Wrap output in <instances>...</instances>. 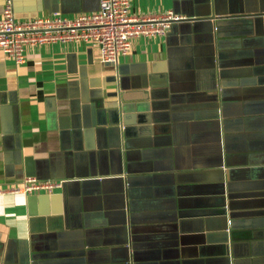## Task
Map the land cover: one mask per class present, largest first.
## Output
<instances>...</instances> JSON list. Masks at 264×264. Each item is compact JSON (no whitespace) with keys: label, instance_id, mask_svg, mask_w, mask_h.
Wrapping results in <instances>:
<instances>
[{"label":"crops","instance_id":"1","mask_svg":"<svg viewBox=\"0 0 264 264\" xmlns=\"http://www.w3.org/2000/svg\"><path fill=\"white\" fill-rule=\"evenodd\" d=\"M11 2L19 20L99 8ZM215 9L130 0L132 17L188 20L115 64L92 42L27 48L21 65L0 52V264H264V16ZM142 78L168 97L139 100ZM30 178L63 184L11 190Z\"/></svg>","mask_w":264,"mask_h":264},{"label":"built area","instance_id":"2","mask_svg":"<svg viewBox=\"0 0 264 264\" xmlns=\"http://www.w3.org/2000/svg\"><path fill=\"white\" fill-rule=\"evenodd\" d=\"M130 0H99L96 12L73 18L60 14L19 20L14 17L11 0H6L0 16V52L16 65L25 62V51L50 43L92 42L99 48L100 62L115 64L129 53L132 39L163 36L172 23L188 20L168 10L160 15L132 17ZM61 180L25 179L13 192L26 195L60 188Z\"/></svg>","mask_w":264,"mask_h":264},{"label":"water","instance_id":"3","mask_svg":"<svg viewBox=\"0 0 264 264\" xmlns=\"http://www.w3.org/2000/svg\"><path fill=\"white\" fill-rule=\"evenodd\" d=\"M214 2L216 8L215 9L216 15L209 17L211 20L220 19V17H215V16H223L221 18H223L225 21H234V20L248 21L249 23L252 24V26H254L255 20L261 19L264 16V5L262 0H243V3L242 0H228L229 3L226 4V6L223 5V0H214ZM144 81L145 79L142 78V83H140L139 85H134L136 87H134L131 84L132 88L139 89L138 92H141L138 94L139 96H141L139 100L148 101L149 97L151 100H156V98L168 97L169 90H168L167 81L162 79L150 80L146 82ZM147 89H149V91L147 92L140 91ZM100 115H104L103 111H101L100 108L97 109L94 106V108H92L91 110V121L93 128L94 126H96L97 123L101 122V120H104V118L101 119L99 117ZM125 132L126 130H124V133Z\"/></svg>","mask_w":264,"mask_h":264}]
</instances>
